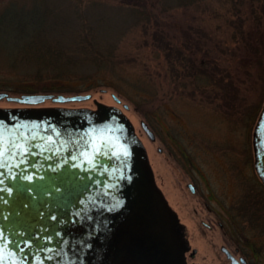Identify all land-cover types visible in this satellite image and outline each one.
Wrapping results in <instances>:
<instances>
[{
    "label": "rangeland",
    "instance_id": "obj_1",
    "mask_svg": "<svg viewBox=\"0 0 264 264\" xmlns=\"http://www.w3.org/2000/svg\"><path fill=\"white\" fill-rule=\"evenodd\" d=\"M151 1L155 5L154 18L148 26L142 21L136 24L137 14L131 13L123 0H101L102 7L97 11L110 19L117 33L115 73L106 67L88 79H45L42 83L47 87L51 83L64 85L72 92H36H90L91 97L68 102L45 99L37 104L95 107L94 101H100L121 106L147 148L156 181L163 184L172 208L185 223L191 247L198 250L194 261L221 264L215 257L222 243L221 232L206 228L199 231L202 226L192 213L195 201L180 187L187 178L181 183L174 181L172 170L163 166V157L156 146L168 140L175 142L170 144L173 150L178 142L168 136L167 128L177 131L186 128L189 137L204 148L207 143L215 151L218 173L222 172L220 165L229 161L233 168L230 189L235 203L247 194L245 199L254 202L256 198L257 205H261L264 192L253 163V131L264 103V0ZM68 2L61 3L67 7ZM69 9L73 11L72 7ZM91 9L85 8L89 13ZM178 59H182V64ZM30 81L34 87L39 85L38 81ZM21 104L24 103L0 99V107ZM141 120L153 123L162 137L159 135L155 143L149 140ZM159 195L162 200L165 198L161 190ZM244 222L241 224L247 225ZM246 233L254 237L256 247L264 246V237L256 238L260 235L258 230ZM183 238L186 239L184 234Z\"/></svg>",
    "mask_w": 264,
    "mask_h": 264
},
{
    "label": "flooded vegetation",
    "instance_id": "obj_2",
    "mask_svg": "<svg viewBox=\"0 0 264 264\" xmlns=\"http://www.w3.org/2000/svg\"><path fill=\"white\" fill-rule=\"evenodd\" d=\"M115 100L120 103V99L115 98ZM94 103L95 107L24 103L18 106L0 107V109H17L18 112H23L24 115L21 114L19 117L20 123L23 118H31L38 122L47 123L48 121L50 126L59 127L60 135L63 136L58 140V143L64 149L58 156L54 154V158L59 159L63 158L65 153L68 155L74 150H81L87 146L85 141L87 123H81L83 118L76 119L75 115H78L80 111H85L94 117L90 120H103L97 102L94 101ZM106 105L121 110L122 115L132 126V134L142 144L143 159L136 151L135 153L144 166L147 165L152 186V188L150 186V197L147 200L144 199L147 197L144 196L139 174L136 171L131 173L133 171L131 166L135 158L133 157V159L132 155L113 158L114 166L124 170L122 174L124 178L122 180L125 182L123 187L122 185H113L101 189L88 182V188L92 189L89 192L93 194V197H87L78 206L70 204L64 206L59 217L62 220L54 235L55 240L45 239L46 242L53 241L52 244L43 243L34 250L32 245H28L31 242L28 239V242L26 240L18 245L13 254L0 256V264H198L194 261L198 250L196 247H191L185 223L181 220L178 211L172 208L171 198L164 191L163 184L156 181L157 178L152 167L153 161L136 132L135 126L121 106L109 103ZM122 106L125 109L129 107L124 103ZM117 112L119 111L117 110ZM25 113L35 115L30 116ZM142 122L141 120L143 127ZM146 125L149 128V133L144 127L143 129L149 140L155 143L158 141L160 132L153 123L146 122ZM167 129L168 136H172L178 144L174 145L173 151L170 148L172 141L166 140L163 147L158 145L156 149L163 157V166L166 169L168 166L172 170L174 181L181 183L187 178L185 185H179L195 201L192 205V213L202 226L199 231L204 232L203 230L206 228L210 231L214 229L221 232L222 243L215 253L217 260L221 264H264V246L260 244L256 247L252 241L254 237L246 233H250L251 229L258 230L260 235L256 238L263 240L264 199H261V205H257L258 199L255 198V201L251 202L249 198L245 199L246 194L243 200L240 199L241 201L239 200L236 204L234 193L230 189L233 168L229 165V161H225L224 165L219 164L222 172L218 173L216 153L209 149L210 146L207 143L206 148L201 146L196 139L189 137L186 128H182L184 133L182 130H171L169 127ZM128 137L130 135H121L123 141H126ZM200 139L202 140V138ZM135 166L139 167L138 164ZM136 173L138 175H135ZM88 175L89 173L80 172L78 181ZM75 185L76 183L68 187L72 194L74 190L77 191ZM261 185L264 192L262 181ZM170 189V187L167 188V191ZM160 190L165 197L162 200L164 211L153 196L154 193L156 196ZM67 199L70 200V197ZM67 199H65V203H68ZM193 200L190 199V201ZM243 220L247 225L241 224ZM177 222L178 224H176ZM154 234L159 236V240L161 238L160 245L157 243L155 246L154 242L148 241L150 238L154 239L152 237ZM183 234L186 239L183 238ZM132 237H135L134 241L131 239ZM42 246L49 253L37 254L40 252L39 247L42 250ZM56 248H58L56 256L61 260L54 258L53 251Z\"/></svg>",
    "mask_w": 264,
    "mask_h": 264
},
{
    "label": "water",
    "instance_id": "obj_3",
    "mask_svg": "<svg viewBox=\"0 0 264 264\" xmlns=\"http://www.w3.org/2000/svg\"><path fill=\"white\" fill-rule=\"evenodd\" d=\"M90 97V92L73 94L37 92L17 95L8 91H0V99L6 98L28 104H37L45 99L67 102L84 100ZM114 97L119 99L116 95ZM96 102L98 110L102 112L101 117L103 120H90L94 119V117H91L92 115L87 114L88 112L85 111L78 112L75 118H83L81 123H87L85 134L92 131V129H103L108 137L122 146V152L126 151L128 155H132V158H135H133L134 161L131 166L133 171L131 173L133 174L136 171L139 174L144 196L147 197L144 199L147 200L150 197V177L147 165L144 166L136 155L137 153L143 159L144 149L141 142L132 134V126L125 116L122 115L119 108H114L100 101ZM21 114L24 115L23 112H18L17 109H0V131H3L9 140L13 136L21 139L26 136L27 146L30 148V152L25 156L17 154L15 159H12L10 155L6 156L3 161L4 166L0 168V256L13 254L18 245L26 240L28 242V239L31 240L28 245H32L34 250L40 244H52L55 240L54 235L56 234L57 226L62 220L59 217L64 206L68 204L78 206L87 197H93V194L89 192L92 189L88 188V182H91L92 186L101 189H106L113 185H122L123 187L125 183L122 180L124 179L122 177L124 170L114 166L115 160L113 158L117 157L112 156L111 152L115 149L108 148L106 142L98 141L101 144L102 151H107L109 154L98 157L95 169H90L87 164L83 167H78L76 165L81 163L82 158L73 160L72 157H80V153L83 151L91 153L93 149L90 143H87V146L81 150H74L68 155L64 152L63 158L55 159L54 154L58 156L61 151H64L63 147H60V143H58V140L63 136L60 135L59 127L50 126L48 121L47 123L38 122L36 119L31 118H23L20 123L19 117ZM25 114L35 115L33 113ZM142 125L149 133L146 123L142 122ZM125 134L130 135V137L123 141L121 135ZM33 135L35 136L34 139ZM49 137L52 138L53 143L47 142ZM85 137V141H88L89 138L86 135ZM253 148L254 167L264 184V103L254 126ZM56 149H59V151H56ZM120 156L124 157L123 154ZM21 161H26V163ZM136 164L139 167H136ZM80 172H86L89 175L78 181ZM137 173L135 175H138ZM28 176H31L32 179H27ZM75 183L77 191L74 190L72 194L68 187ZM153 196L164 211L163 201L159 193L156 196L154 193ZM68 197H70V200L67 199ZM65 199H67L68 203H65ZM152 237L154 239L150 238L148 241L154 242L155 246L157 243L160 245L161 238L159 240L157 234ZM48 238H52L53 241L46 242L45 239ZM131 239L134 241L135 237ZM43 247L42 250L39 247L40 252L37 254L49 253ZM4 249L7 250L4 251ZM57 251L58 248L53 251L54 258L61 260L60 257L56 256Z\"/></svg>",
    "mask_w": 264,
    "mask_h": 264
},
{
    "label": "trees",
    "instance_id": "obj_4",
    "mask_svg": "<svg viewBox=\"0 0 264 264\" xmlns=\"http://www.w3.org/2000/svg\"><path fill=\"white\" fill-rule=\"evenodd\" d=\"M61 2L0 0V91L72 92L67 86L51 83L47 87L42 81L88 79L106 67L115 73L117 33L110 19L98 13L101 0H69L67 7ZM123 2L137 14L136 24L152 23L155 5L151 0ZM177 61L182 64V59ZM30 80L39 85H30Z\"/></svg>",
    "mask_w": 264,
    "mask_h": 264
},
{
    "label": "snow or ice",
    "instance_id": "obj_5",
    "mask_svg": "<svg viewBox=\"0 0 264 264\" xmlns=\"http://www.w3.org/2000/svg\"><path fill=\"white\" fill-rule=\"evenodd\" d=\"M59 135V133H57ZM89 139L86 141L91 144L93 151L91 153L87 151H83L80 153V157L73 156L72 159L76 160L78 158L81 159V163L76 165L78 167H83L85 164L89 166L90 169H95L97 167V159L100 155L107 156L109 153L107 151H102L101 144L98 141L106 142V146L110 149H115L111 152V155L114 157H119L123 154L125 157L128 155L126 151L122 152V146L118 145L114 142L110 137H108L103 129H92V131L85 134ZM35 136L33 135V139ZM27 137L25 136L23 139L13 136L11 140L5 135L3 131H0V167L4 166V158L8 155L11 156L12 159H15L17 154L21 156H25L30 152V148L27 146ZM48 143H53L51 137L48 138ZM59 151V149H56ZM25 162L26 161H21ZM19 166V165H17ZM27 179L31 180L32 177L28 176Z\"/></svg>",
    "mask_w": 264,
    "mask_h": 264
}]
</instances>
